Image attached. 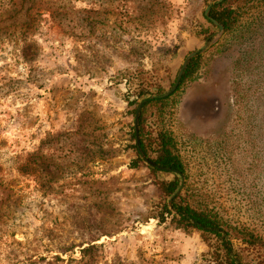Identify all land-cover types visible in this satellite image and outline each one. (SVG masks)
Returning a JSON list of instances; mask_svg holds the SVG:
<instances>
[{
	"label": "rangeland",
	"instance_id": "rangeland-1",
	"mask_svg": "<svg viewBox=\"0 0 264 264\" xmlns=\"http://www.w3.org/2000/svg\"><path fill=\"white\" fill-rule=\"evenodd\" d=\"M218 1L0 0V264H217L168 213L176 175L132 167L137 129L191 206L264 241V0L229 33Z\"/></svg>",
	"mask_w": 264,
	"mask_h": 264
},
{
	"label": "trees",
	"instance_id": "trees-1",
	"mask_svg": "<svg viewBox=\"0 0 264 264\" xmlns=\"http://www.w3.org/2000/svg\"><path fill=\"white\" fill-rule=\"evenodd\" d=\"M233 1L235 0H228L220 4L216 3L209 13L210 24L215 26L212 19L216 20L224 27L225 33L233 32L239 23L235 10L231 5L228 6V4L233 3ZM196 62L197 59H193V61L189 63L184 79L188 78L193 73ZM150 102L152 103V101L148 100V103ZM161 140L162 149L160 155L153 161L159 167L169 169L176 175V178L172 181H162L159 183L160 190L169 197H172L181 187V181L179 179L181 175L179 173L184 175L186 171L180 158L174 153L171 147L169 148L170 141L164 137H162ZM149 148L150 144H146L144 136H142L141 149L147 158H151ZM143 161L141 154L138 152V158L134 161L132 167L136 168ZM158 170L159 169L154 168V172ZM171 207L172 211H168V213L169 215H175L173 221H175L180 228L186 231L189 228H194L200 231L206 239H209V235H212L216 239L215 245H217V248L215 250V257L217 264H248L241 254V252L245 251H255L264 256V241L262 238L253 232H249L247 229H236L235 233H232L228 227H225L224 224L214 216L206 211L191 206L184 199L182 194L172 200ZM162 221L165 222L166 218L163 217ZM237 246H242L243 248H238ZM94 249H96V246H90L85 249L84 252L91 254ZM239 249H241V251H239ZM258 264H264V260Z\"/></svg>",
	"mask_w": 264,
	"mask_h": 264
},
{
	"label": "water",
	"instance_id": "water-1",
	"mask_svg": "<svg viewBox=\"0 0 264 264\" xmlns=\"http://www.w3.org/2000/svg\"><path fill=\"white\" fill-rule=\"evenodd\" d=\"M225 1H227V0H219V1H218V4L223 3V2H225ZM211 9H212V6H210V7L207 9V14L210 13ZM212 22H213V24H214L215 26H217V27L219 28V30H220L221 32L224 31V27H223L222 25H220L216 20L212 19ZM199 53H200V52H194V53H192V54L186 59V61H185L184 64H183L182 70L180 71V74H179V76H178V80H177V82H176V84H175L173 90H172L171 92L165 94V95H164L163 97H161V98H165V97H167V96H170V94H171L172 92H175V91L177 90V88L179 87V85H180V83H181V81H182V78H183V76H184V74H185V71H186L187 66H188V64H189V61H190L191 59L197 57V56L199 55ZM152 99H155V97H152ZM142 107H143V105H140V108H139V110H138V114H137V119L139 118V113H140ZM136 128H138V127H136ZM136 138H137V143H138V147H139V153L141 154L143 160H144L149 166H151L152 168H157V169H159V170H169V169H164V168L159 167V166H158L153 160L148 159V158L143 154L142 149H141V139H140V136H139V131H138V129H137V133H136ZM169 171H171V170H169ZM171 172H173V171H171ZM179 174H180L181 176H183V174H181V173H179ZM182 187H183V186H182ZM182 187H180V189L176 192V194H174V195L172 196L171 201L181 193V190L183 189Z\"/></svg>",
	"mask_w": 264,
	"mask_h": 264
}]
</instances>
